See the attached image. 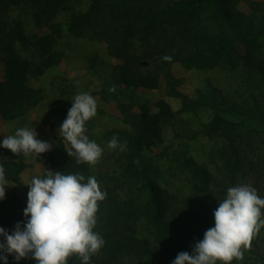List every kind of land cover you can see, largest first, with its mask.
Returning a JSON list of instances; mask_svg holds the SVG:
<instances>
[{
	"label": "rangeland",
	"instance_id": "1",
	"mask_svg": "<svg viewBox=\"0 0 264 264\" xmlns=\"http://www.w3.org/2000/svg\"><path fill=\"white\" fill-rule=\"evenodd\" d=\"M220 2L225 17L234 21L233 26L249 19L251 23L236 33L228 29L224 33L220 24L210 20L213 14L210 6L184 11L182 22L202 33L210 29L219 31V40H224L223 37L235 40L239 58H248L251 64L264 63V0ZM89 3L90 0H68L67 8L55 15L51 29L36 26L30 9H12L6 14L8 20L20 21L29 37L30 44L16 43L14 48L21 58L30 63L32 70L41 65L49 54L56 55V62L42 75H28V85L44 96L39 106L14 121L0 117V161H22L27 166L16 182H8L5 186V197L13 202L20 221L0 211V228L9 234L18 223L23 228L26 220L30 219L24 217L29 191L27 184L34 176L43 178L45 170L59 172L58 166L47 164L46 156L53 153L58 145L55 137L62 140L66 149L70 148L58 130L63 122L62 110L80 92H88L97 102V113L85 123V127H89L85 134L103 149V154L95 165L88 164L85 172L71 173L83 174L85 182L89 176H94L105 193L108 186L115 187L117 200L125 206L139 209L147 203L148 197L140 192L137 180L130 177L127 183L123 182L124 176L118 163L130 158V152L126 148L121 151L107 147L109 139L105 134L108 131L127 132L129 129L123 122L122 104L130 105L137 113L143 107L149 114L161 115V120L151 126L143 152L139 158L133 159V164L139 166L141 161L148 179L160 189L162 202L166 203L165 221L174 222L180 216L192 220L204 219L214 200L219 204L226 198L227 189L238 184L251 185L264 198V119L259 117L264 115V107L259 112L252 109L256 118L248 115L253 108L249 95L258 91L257 87L251 86L253 83L249 75L238 68L188 67L173 63L171 72L178 79L173 94L165 89L163 80L148 88L116 85L112 81V71L123 62L109 56L104 43L73 38L67 31L71 14L84 11ZM37 42L49 43V51L45 53ZM241 59L240 63H243ZM5 78L1 64L0 80ZM109 83L114 85V92L109 91ZM247 84L249 86L246 87ZM118 90L120 93H116ZM218 93L230 104L225 105L223 98L216 103L211 97ZM226 106L236 109L227 112L224 109ZM238 110L240 112L237 113ZM244 111H247L248 118L244 117ZM21 127L35 129L37 139L50 143L51 150L40 156L35 153L24 156L3 148L5 136L14 135ZM197 169L201 173L198 174ZM103 173L112 180L107 181ZM208 193H212L213 198ZM136 214L131 219L134 223L132 236L136 241H146L149 253L138 262L136 257H124L126 252L114 260L99 250L92 255L94 258L91 256L89 264H167L168 257L160 251L150 218ZM173 227L169 237L173 252H188L191 255L194 244L204 237L187 231L185 225ZM4 242L0 236V243ZM75 260L81 264L80 258ZM7 261L8 264H36L31 255L19 261L14 255H7ZM0 264H4L3 260ZM231 264H264V227L254 235L250 248L243 250V259H234Z\"/></svg>",
	"mask_w": 264,
	"mask_h": 264
},
{
	"label": "trees",
	"instance_id": "2",
	"mask_svg": "<svg viewBox=\"0 0 264 264\" xmlns=\"http://www.w3.org/2000/svg\"><path fill=\"white\" fill-rule=\"evenodd\" d=\"M67 4L68 0H0V65L4 66L6 74V78L0 80L2 119L17 120L43 102L42 92L35 91L28 85V75H42L56 62V55L49 54L41 65L32 70L30 63L21 58L14 48L16 43L30 44L29 37L25 34L22 23L8 20L6 14L12 9H30L36 26L51 29L54 26L51 23L55 15L58 11L66 9ZM208 6L213 10L210 20L220 24L219 27L222 26L224 33L225 29L236 33L251 23L249 19L233 26L234 21L225 17L220 0H90L87 9L71 14L67 31L73 38L104 43L107 54L123 62V65H116L113 68L112 81L126 88H148L163 80L165 89L173 94L174 86L178 83V79L171 72L173 63L188 67L218 66L230 70L243 69L252 80L251 86L258 89L256 93L249 95L253 108L248 115L250 118H256L252 115V109L259 112L264 107V63L251 64L248 58H239L233 38L229 40L223 37L224 40H219V31L210 29L202 33L185 26L182 22L184 11ZM37 44L45 53L49 51V43ZM166 55L172 59L164 61L163 57ZM240 59L243 63H240ZM107 87L110 89L114 85L109 83ZM116 93H120V90ZM218 94L211 97L216 103L223 98L225 105L230 104L225 97ZM71 106L72 103L67 102V107L62 110V121L67 118ZM120 106L124 110L123 122L129 129L127 132L108 131L105 136L108 141L116 136L121 144L126 142V149L131 156L126 161L118 163L124 176L123 182L127 183L130 177L137 180L140 192L144 197H148V201L139 209L133 208L132 205L125 206L117 200L115 187L108 186L106 198L98 202L97 222L93 231L99 233L105 241L100 249L101 254L116 260L121 253L126 252L124 257H136L140 262L142 260L140 258L149 253V249L146 247V241H136L132 236L134 223L131 219L134 214L139 213L150 218L160 251L166 253L167 264H172L178 255L173 252L169 241L173 226L185 225L187 231L191 230L204 237V233L215 226L213 213L219 204L214 200L213 207L207 211L204 219L192 220L180 216L177 222L165 221L163 216L166 203L162 202L160 189L148 179L146 168L141 161L139 166L133 164V159L139 158L143 152L145 141L152 131L151 126L161 120V115L149 114L143 107H140L137 113L130 105ZM231 107L226 106L224 109L227 112L236 109L233 110ZM248 115L247 111H244V117L248 118ZM259 117L264 119L262 114ZM49 126L52 124L49 123ZM85 128L89 131V127ZM55 140L57 147L53 153L46 156L49 166H58L59 172L64 174L88 170V164L78 165L74 157L67 155L68 149L59 137H55ZM0 166L4 168L7 182H16L20 173L27 167L22 161L12 160H2ZM196 171L198 174L201 173L200 169ZM104 175L108 178L107 174L103 173L102 176ZM111 180L109 177L107 181ZM208 196L213 198L212 193H208ZM0 211L20 221L13 202L6 197L0 200ZM77 258L79 259L77 255L70 256L67 264H78V260H75ZM102 261L105 263L103 259Z\"/></svg>",
	"mask_w": 264,
	"mask_h": 264
},
{
	"label": "clouds",
	"instance_id": "3",
	"mask_svg": "<svg viewBox=\"0 0 264 264\" xmlns=\"http://www.w3.org/2000/svg\"><path fill=\"white\" fill-rule=\"evenodd\" d=\"M171 56H164L170 61ZM114 92L115 88H110ZM97 113V102L88 92L74 96L67 118L59 128V135L70 144L66 151L76 163L95 165L103 149L85 134V123ZM2 147L15 155L40 156L51 150L52 145L37 139L35 129L21 127L14 135L5 136ZM109 150L127 147L113 136L107 144ZM7 181L4 168L0 166V200L5 197ZM27 207L23 225L15 226L12 234L0 228V253L14 255L16 261L31 257L36 264H67L72 255H77L81 264H89L92 255L104 246L101 235L94 232L98 202L106 198L96 178L89 176L85 182L83 174L53 173L45 170L43 178L34 176L27 184ZM264 198L255 188L238 184L227 189L226 198L214 211L215 226L204 233L202 241L193 246V252H181L172 264H231L243 259V250L250 248L254 235L264 227L262 218ZM7 255L0 260L8 264Z\"/></svg>",
	"mask_w": 264,
	"mask_h": 264
}]
</instances>
